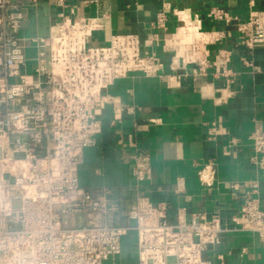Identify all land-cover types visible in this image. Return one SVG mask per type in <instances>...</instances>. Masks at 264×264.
Here are the masks:
<instances>
[{"label": "built area", "instance_id": "built-area-1", "mask_svg": "<svg viewBox=\"0 0 264 264\" xmlns=\"http://www.w3.org/2000/svg\"><path fill=\"white\" fill-rule=\"evenodd\" d=\"M51 2L53 32L23 37L24 0H0V264H104L121 254L122 239L131 232L136 264H212L205 255L229 230L254 233L264 245L258 177L247 182L229 226L217 213H197L189 221L169 224L165 202L141 196L122 211L109 190L92 194L80 186L83 149L101 133L102 109L115 106L108 88L131 73L167 81L172 74L164 72L152 51L157 36L141 42L133 33L112 34L106 44L92 46L93 34L102 28L100 19L76 16L70 0ZM206 18L233 26L248 49L264 46V10L241 19L215 6ZM166 21L159 12L154 26L165 30ZM185 25L189 37L177 35L165 45L173 75L195 81L213 69L215 79L232 83L236 72L229 65V50H216L210 61L198 40L199 20ZM249 140V162L261 169L264 129L256 125ZM132 160V187L138 189L151 179L150 157L137 151ZM215 174L213 161L196 172L205 188L214 185ZM239 187L230 184L233 190ZM184 189V181L177 179L174 193ZM121 211L125 222H111L110 216Z\"/></svg>", "mask_w": 264, "mask_h": 264}, {"label": "crops", "instance_id": "crops-1", "mask_svg": "<svg viewBox=\"0 0 264 264\" xmlns=\"http://www.w3.org/2000/svg\"><path fill=\"white\" fill-rule=\"evenodd\" d=\"M70 1L76 6V16L98 17L101 21L102 28L92 36V46L106 44L112 34L133 33L141 42L157 36L152 51L163 62L164 72L172 74L167 81L131 73L108 88L115 106L102 109L101 133L93 146L83 149L78 168L80 186L92 194L109 190L110 199L122 211L141 196L165 202L169 224L180 219L189 221L197 213H217L229 226V217L236 212L247 182L258 177L257 196L263 207L264 167L256 169L249 162V135L256 125L264 129V46L244 47L233 26L212 22L206 14L216 6L245 19L252 12H262L264 0ZM24 3L26 18L20 35L49 36L55 20L51 0ZM159 12L165 13V30L154 26ZM196 20L201 27L198 40L210 61L216 50H229V65L236 72L232 83L215 79L213 69L207 77L195 81L173 75L171 51L165 45L178 36L189 37L184 26ZM137 151L149 155L152 174L146 185L134 189L132 155ZM208 161L216 165L211 188L203 187L196 175ZM177 179L184 181L185 189L180 194L174 193ZM232 183L240 187L233 190ZM122 211L110 216L111 222H125ZM205 256L212 264H264V245L254 233L229 230ZM116 261L137 263L133 232L123 237L121 254L104 264Z\"/></svg>", "mask_w": 264, "mask_h": 264}, {"label": "rangeland", "instance_id": "rangeland-1", "mask_svg": "<svg viewBox=\"0 0 264 264\" xmlns=\"http://www.w3.org/2000/svg\"><path fill=\"white\" fill-rule=\"evenodd\" d=\"M34 55H35V50L34 49L27 51V56L28 57L33 58ZM136 257H137V250H136ZM115 264H121V263L116 261Z\"/></svg>", "mask_w": 264, "mask_h": 264}, {"label": "bare ground", "instance_id": "bare-ground-1", "mask_svg": "<svg viewBox=\"0 0 264 264\" xmlns=\"http://www.w3.org/2000/svg\"><path fill=\"white\" fill-rule=\"evenodd\" d=\"M187 38V37H186Z\"/></svg>", "mask_w": 264, "mask_h": 264}]
</instances>
